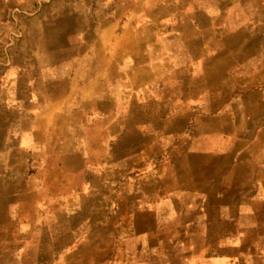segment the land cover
Instances as JSON below:
<instances>
[{
    "label": "crops",
    "instance_id": "0c3cea01",
    "mask_svg": "<svg viewBox=\"0 0 264 264\" xmlns=\"http://www.w3.org/2000/svg\"><path fill=\"white\" fill-rule=\"evenodd\" d=\"M0 264H264V0H0Z\"/></svg>",
    "mask_w": 264,
    "mask_h": 264
},
{
    "label": "rangeland",
    "instance_id": "374dc122",
    "mask_svg": "<svg viewBox=\"0 0 264 264\" xmlns=\"http://www.w3.org/2000/svg\"><path fill=\"white\" fill-rule=\"evenodd\" d=\"M257 74H258V71H255L253 69L250 71V77H254V75H257Z\"/></svg>",
    "mask_w": 264,
    "mask_h": 264
}]
</instances>
